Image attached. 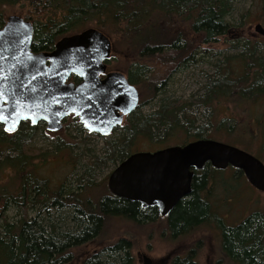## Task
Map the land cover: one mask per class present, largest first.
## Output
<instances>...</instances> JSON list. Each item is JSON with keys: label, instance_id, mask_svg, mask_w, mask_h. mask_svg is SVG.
I'll use <instances>...</instances> for the list:
<instances>
[{"label": "trees", "instance_id": "obj_1", "mask_svg": "<svg viewBox=\"0 0 264 264\" xmlns=\"http://www.w3.org/2000/svg\"><path fill=\"white\" fill-rule=\"evenodd\" d=\"M256 1L264 26V0ZM17 6L25 9L23 18L34 25L33 52L52 51L62 37L90 26L108 37L118 36L128 53L138 58L129 65L126 75L139 92L148 90L142 106L159 97L177 73L210 55L207 46L227 37L234 27L228 20L232 0H0V28L6 23L8 9ZM192 36L199 39L198 46H193ZM234 41L232 48L243 46V51L226 59V66L218 72L220 78L207 81L201 98L164 102L148 116L141 114V107L135 110L126 125L111 134H117L115 140L106 142V158L95 156L91 165L96 169L112 161L118 166L141 138L151 142L162 136L167 138L165 143L180 132L187 137L194 132L195 140L209 139L206 133L212 129L233 133L236 126L231 119L226 123L217 120L216 114L214 121L198 127L196 118L187 112L193 107L214 110L216 102L223 101L247 106L264 103V56L257 47L259 40ZM153 60L160 63L159 71L147 64ZM71 120L77 122L76 118ZM37 130V126L23 122L16 132L3 130L0 135V179L6 170H11L15 178L12 193L9 186H0V264H67L73 250L100 239L113 218L136 226L163 221L165 233L174 240L204 225L213 226L219 232L221 252L229 262L264 264V213L256 212L239 224L228 225L219 212L233 198L234 191L249 185L242 171H219L207 164L196 172L192 194L164 218L156 208L143 209L139 203L110 192L93 197L92 191L100 184L91 175L73 183L66 178L53 190L49 180L36 174L42 170V165L34 163L36 159L43 157L44 165L48 163L46 154L39 156L29 147ZM11 208L17 209L19 219L8 218ZM31 211L37 214L29 218ZM132 249L131 240L122 237L86 256L82 264H135ZM172 264H198L195 250L175 256Z\"/></svg>", "mask_w": 264, "mask_h": 264}, {"label": "water", "instance_id": "obj_2", "mask_svg": "<svg viewBox=\"0 0 264 264\" xmlns=\"http://www.w3.org/2000/svg\"><path fill=\"white\" fill-rule=\"evenodd\" d=\"M255 31L264 38L262 24ZM33 38V23L18 15L9 16L0 28V124L5 131L14 133L29 121L58 133L74 116L89 133L108 137L138 109L137 87L122 72H106L112 42L104 32L88 28L65 36L52 52H33ZM72 76L81 82H70ZM207 164L219 171L240 170L252 187L264 192V162L213 139L132 153L113 170L107 185L113 196L143 209L157 208L167 217L192 194L196 172ZM143 264L154 263L145 255Z\"/></svg>", "mask_w": 264, "mask_h": 264}, {"label": "rangeland", "instance_id": "obj_3", "mask_svg": "<svg viewBox=\"0 0 264 264\" xmlns=\"http://www.w3.org/2000/svg\"><path fill=\"white\" fill-rule=\"evenodd\" d=\"M232 6V13L228 19L234 25L231 33L227 37L221 38L218 43L207 46L211 52L210 55L205 58H198L199 61L192 67L177 73L159 97L149 104L146 102L147 105H143L140 110L143 116L150 115L164 102L169 103L176 100L191 102V100L201 98L205 93L204 88L207 81L220 78L221 75L219 76L218 72L226 66V59H232L243 51V46L240 49L232 48L235 45L234 40L238 38L258 39V50L264 56V38L255 31L256 25L261 24L259 2L256 0H232ZM24 10L19 6L9 8L5 20L11 15L23 17ZM247 12H251V14L246 16ZM88 28L95 27L90 26ZM109 38L112 42L109 70L119 71L126 75L129 65L136 62L138 58L128 53L118 36L113 35ZM192 42L193 46L200 44L199 39L195 36H192ZM158 61L161 63L160 59ZM158 61H148L147 64L159 71L161 65L157 63ZM148 93V90L147 92L140 91L141 103L148 99ZM214 110H208L205 107H193L188 109L187 114L196 118V126L198 127L214 121L216 114L217 120H224L227 123V119H231L236 126L233 133L229 134L223 129L215 132L212 129L206 135L210 137L209 139L213 138L217 141L231 143L248 150L264 160V150H262L264 145V103H253L251 106H247L238 102L235 104V102L223 101L216 102ZM71 119L69 118L64 123V128L58 133L49 132L46 124L37 126L38 130L29 147L33 148L39 156L46 154L48 163L44 165L43 157L36 159L34 163L38 164L39 167L42 165V170L36 174L49 180L53 190L57 189L66 178L69 183H73L77 178H90L91 175V179L96 184H100L92 191L93 197H99L102 192L109 193L108 178L117 166L112 161H106V164L95 169L91 162L95 156L102 159L106 158V142L115 140L117 134L108 137L90 134L78 121L74 122ZM127 120L128 117L122 126L126 125ZM3 130V126L0 125V135ZM117 133L121 134V131L119 130ZM254 135L257 136L253 137ZM194 136V132L189 134L190 138L180 132L171 136L165 143L163 142L167 138L162 136L156 137L151 142L141 138L135 144L132 153L155 152L167 147L179 146L186 140L194 141ZM72 163L75 164L74 172ZM88 169H90L89 174L85 176ZM14 181L13 172L6 170L0 179V186H9L12 193ZM234 192L233 198L231 197L225 205L219 208L220 214L228 225L239 224L256 212L264 213V192L256 190L250 184H243L239 187V191ZM36 214V212L31 211L29 218ZM7 216L11 221L21 217L15 208H11ZM122 237L128 238L133 244L132 254L135 258V264H143V256L145 255L150 257L154 264H172V259L175 256H184L192 249L196 252L198 264H232L223 256L219 232L213 226L204 225L192 233L174 240L168 233H165L163 221L136 226L119 218H113L107 223L100 239L73 250V258L67 264H82L86 256L105 245L117 242Z\"/></svg>", "mask_w": 264, "mask_h": 264}, {"label": "flooded vegetation", "instance_id": "obj_4", "mask_svg": "<svg viewBox=\"0 0 264 264\" xmlns=\"http://www.w3.org/2000/svg\"><path fill=\"white\" fill-rule=\"evenodd\" d=\"M54 50V49H53ZM52 50V51H53ZM52 51H47V52H52ZM35 53H40V52H35ZM111 59V58H110ZM109 59V60H110ZM108 60V61H109ZM108 61H106V65H107V73H110V72H115V71H110L109 70V66H110V63L108 62ZM72 78H75L76 80L74 81V80H71ZM102 78H104V76H102ZM70 82H74L75 84H78V83H80L81 82V80L80 79H78V78H76L75 76H72L71 78H70V80H69ZM139 91V90H138ZM140 93V92H139ZM142 108L143 106L141 105V94H140V104H139V107H138V109L139 108ZM141 110V109H140ZM69 118H76V117H74V116H70ZM68 118V119H69ZM68 119H66V120H68ZM77 119V121L79 122V119L78 118H76ZM65 122V121H64ZM25 123H29L30 125H32L29 121H27V122H25ZM80 123V122H79ZM40 124H45V123H40ZM40 124H38V125H40ZM81 124V123H80ZM1 125V124H0ZM38 125H36V126H38ZM82 125V124H81ZM1 126H3V125H1ZM32 126H34V125H32ZM83 126V125H82ZM20 127V126H19ZM4 128V127H3ZM84 128V127H83ZM5 130V129H4ZM91 134V133H90ZM97 135V134H96ZM245 150V149H244ZM247 151V150H246ZM249 153H251V154H253L254 156H256L254 153H252V152H250L249 151ZM256 157H258V156H256ZM231 169H234V168H232V167H230V168H228L226 171H228V170H231ZM157 209V208H156ZM158 210V209H157ZM158 213H159V211H158ZM165 218V217H164ZM172 261H173V259H172Z\"/></svg>", "mask_w": 264, "mask_h": 264}, {"label": "snow or ice", "instance_id": "obj_5", "mask_svg": "<svg viewBox=\"0 0 264 264\" xmlns=\"http://www.w3.org/2000/svg\"><path fill=\"white\" fill-rule=\"evenodd\" d=\"M0 95H2V92H0ZM33 122H35V121L33 120ZM90 130H91V128H90Z\"/></svg>", "mask_w": 264, "mask_h": 264}]
</instances>
